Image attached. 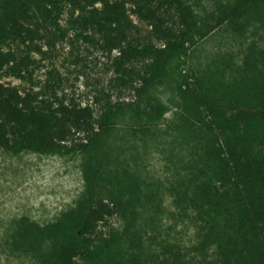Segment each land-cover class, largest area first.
<instances>
[{
    "label": "trees",
    "instance_id": "obj_1",
    "mask_svg": "<svg viewBox=\"0 0 264 264\" xmlns=\"http://www.w3.org/2000/svg\"><path fill=\"white\" fill-rule=\"evenodd\" d=\"M68 10L78 14L73 24L97 37L103 50L117 52L111 87L140 100L207 33L185 0H0V149L8 153L92 154L121 110L109 94L104 103L93 101L102 106L99 118L92 105L59 99L56 76L39 90L3 82L7 69L17 78L30 75L10 46L34 51L46 39L55 45L66 36L61 20ZM242 19L264 30V0H231L217 26L242 29ZM209 70H189L182 78L181 99L201 131V146L168 189L171 216L194 228L193 242L170 241L169 226L166 239L157 244L150 238L153 248L145 233L162 226L158 195L132 191L125 199L119 178L113 185L101 177L99 184L95 170L84 198L56 222L40 226L23 218L13 249L39 264H264V49H251L238 68ZM145 202L156 212L141 226ZM114 217L123 226L104 233Z\"/></svg>",
    "mask_w": 264,
    "mask_h": 264
},
{
    "label": "rangeland",
    "instance_id": "obj_2",
    "mask_svg": "<svg viewBox=\"0 0 264 264\" xmlns=\"http://www.w3.org/2000/svg\"><path fill=\"white\" fill-rule=\"evenodd\" d=\"M196 12L206 35L198 39L186 56L173 60L165 77L140 100L132 91H115L111 86L112 63L117 52H107L87 31L73 24L77 13L68 10L62 20L64 39L50 45L48 39L37 41L34 51L26 45L12 44L17 62L29 66L30 75L17 78L7 69L3 82L21 89L61 81L59 99H75L92 105L98 118L102 106L95 105V97L103 103L111 97L118 110L108 134L92 154H46L37 152L8 153L0 149V264H39L31 254L13 249L15 232L23 218L46 226L56 222L72 210L86 195L89 179L98 170L108 184L116 185L117 178L126 187L125 199L132 191L141 196L157 194L163 211L159 214L161 228L145 236L149 245L167 238L188 246L194 240V228L180 223L171 216L175 211L168 189L185 173V167L200 153L201 131L185 110L181 99L182 78L191 70L197 74L213 70L216 66L228 70L238 68L251 49H264V30L253 21L240 20L238 24L217 26L219 11L231 0H185ZM146 31L148 27L141 24ZM190 70V71H189ZM52 77V78H51ZM156 107V109H153ZM150 117L152 119H150ZM95 168V169H93ZM94 179V178H93ZM134 186V187H132ZM129 188V189H128ZM141 219L147 225L153 206L139 207ZM119 217L102 227L104 233L121 228ZM154 239L157 244L152 243ZM44 250V248H43Z\"/></svg>",
    "mask_w": 264,
    "mask_h": 264
}]
</instances>
